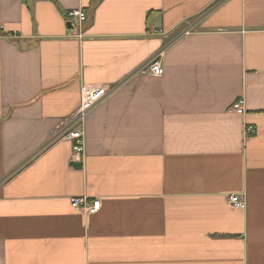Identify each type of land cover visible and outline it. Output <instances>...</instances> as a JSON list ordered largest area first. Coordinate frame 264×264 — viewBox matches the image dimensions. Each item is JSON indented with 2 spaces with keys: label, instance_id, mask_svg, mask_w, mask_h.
<instances>
[{
  "label": "crops",
  "instance_id": "crops-1",
  "mask_svg": "<svg viewBox=\"0 0 264 264\" xmlns=\"http://www.w3.org/2000/svg\"><path fill=\"white\" fill-rule=\"evenodd\" d=\"M0 264H264V0H0Z\"/></svg>",
  "mask_w": 264,
  "mask_h": 264
},
{
  "label": "built area",
  "instance_id": "built-area-1",
  "mask_svg": "<svg viewBox=\"0 0 264 264\" xmlns=\"http://www.w3.org/2000/svg\"><path fill=\"white\" fill-rule=\"evenodd\" d=\"M66 17L72 22L81 25L84 20V15L81 9L70 10L66 13ZM71 23V22H70ZM193 30H184L183 35H189ZM79 37H82L80 34ZM159 56H153L147 62H145L139 69L138 73L141 75H149L154 77H161L164 74L163 67L158 58ZM108 90L103 87L84 85L80 89V102L79 106L74 112L71 122L82 125L90 111L103 99L106 98ZM230 112L236 114H243L244 107L242 99H238L232 103L229 108ZM254 132L252 127H246L245 133L250 135ZM82 131L78 129H72L64 131L59 135V138L64 141L72 143L75 152L79 153L82 150ZM229 203L237 208H245V199L243 195H231L228 198ZM71 207L75 210L84 212L86 214H93L100 208V201L98 199L88 200L86 197H73L70 200Z\"/></svg>",
  "mask_w": 264,
  "mask_h": 264
},
{
  "label": "water",
  "instance_id": "water-1",
  "mask_svg": "<svg viewBox=\"0 0 264 264\" xmlns=\"http://www.w3.org/2000/svg\"><path fill=\"white\" fill-rule=\"evenodd\" d=\"M68 26H69V24H68ZM70 166H72L74 169H80L81 164L80 163H73V162H71L70 163Z\"/></svg>",
  "mask_w": 264,
  "mask_h": 264
}]
</instances>
